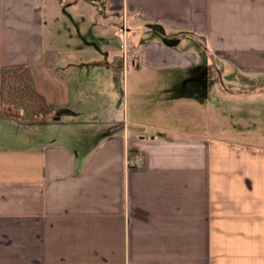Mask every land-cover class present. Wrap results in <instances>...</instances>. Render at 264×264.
<instances>
[{"label": "crops", "instance_id": "obj_1", "mask_svg": "<svg viewBox=\"0 0 264 264\" xmlns=\"http://www.w3.org/2000/svg\"><path fill=\"white\" fill-rule=\"evenodd\" d=\"M15 65L0 264H264V0H0Z\"/></svg>", "mask_w": 264, "mask_h": 264}, {"label": "trees", "instance_id": "obj_2", "mask_svg": "<svg viewBox=\"0 0 264 264\" xmlns=\"http://www.w3.org/2000/svg\"><path fill=\"white\" fill-rule=\"evenodd\" d=\"M0 105H12L30 119L39 114H47L52 109L43 96L33 88L30 70L26 65H15L3 69Z\"/></svg>", "mask_w": 264, "mask_h": 264}, {"label": "rangeland", "instance_id": "obj_3", "mask_svg": "<svg viewBox=\"0 0 264 264\" xmlns=\"http://www.w3.org/2000/svg\"><path fill=\"white\" fill-rule=\"evenodd\" d=\"M122 40H123V39H119V46H120V47H121V45L123 44ZM95 45H97L98 47H100V45L98 44V42H96ZM55 134H56V133H55ZM258 141H260V140H258Z\"/></svg>", "mask_w": 264, "mask_h": 264}, {"label": "built area", "instance_id": "obj_4", "mask_svg": "<svg viewBox=\"0 0 264 264\" xmlns=\"http://www.w3.org/2000/svg\"><path fill=\"white\" fill-rule=\"evenodd\" d=\"M132 163H137L138 161L136 159L131 160Z\"/></svg>", "mask_w": 264, "mask_h": 264}]
</instances>
